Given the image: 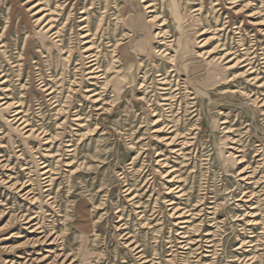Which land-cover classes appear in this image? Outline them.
<instances>
[{
    "label": "rangeland",
    "instance_id": "rangeland-1",
    "mask_svg": "<svg viewBox=\"0 0 264 264\" xmlns=\"http://www.w3.org/2000/svg\"><path fill=\"white\" fill-rule=\"evenodd\" d=\"M0 264H264V0H0Z\"/></svg>",
    "mask_w": 264,
    "mask_h": 264
}]
</instances>
